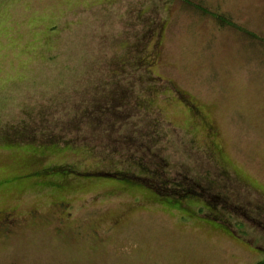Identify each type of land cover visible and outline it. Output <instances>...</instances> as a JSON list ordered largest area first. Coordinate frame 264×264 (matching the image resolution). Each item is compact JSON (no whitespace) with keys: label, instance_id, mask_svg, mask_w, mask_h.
Listing matches in <instances>:
<instances>
[{"label":"rangeland","instance_id":"rangeland-1","mask_svg":"<svg viewBox=\"0 0 264 264\" xmlns=\"http://www.w3.org/2000/svg\"><path fill=\"white\" fill-rule=\"evenodd\" d=\"M261 260L264 0H0V264Z\"/></svg>","mask_w":264,"mask_h":264},{"label":"trees","instance_id":"trees-1","mask_svg":"<svg viewBox=\"0 0 264 264\" xmlns=\"http://www.w3.org/2000/svg\"><path fill=\"white\" fill-rule=\"evenodd\" d=\"M203 13H207V11H204L203 10ZM217 20L221 23V24H223V25H229L230 27H232V28H236V29H238L240 32H243V30L241 29V28H238L234 23H232L231 21H229V20H227V19H224V18H221V17H217ZM141 64V66H142V63H140ZM145 66V65H144ZM153 88V87H152ZM151 88V89H152ZM151 89H148L147 87L145 88V91H144V93H145V95L147 96V93H149L150 92V90ZM142 97V96H141ZM144 99V98H143ZM136 104H138V103H136ZM142 171H143V169H142ZM145 171V170H144ZM146 174L148 173V172H145ZM145 173L144 174H142L143 175V177L147 180V181H151V182H153V184H152V186H153V188L156 190L155 191V193H156V195L159 197V198H161L162 199V197L163 198H172L173 200H178V205H181V204H179V202H182V201H190V200H195L196 198L197 199H201V195H199V194H196V193H194L193 191H191L190 189H188V190H186L185 191V188H184V186L183 185H181V184H179V183H176L177 181H175V182H170V181H167V183L165 182L164 184L163 183H161L162 181H161V179H159V178H161V177H158V178H156V177H153V175H150V173H148L147 174V176H145ZM107 175L106 176H108V177H115V176H118V175H120L121 176V174H112V173H110V174H108V173H106ZM123 174V173H122ZM102 176V175H101ZM126 176H128V174L126 175ZM143 177H141V178H143ZM156 178V179H155ZM158 179L160 180V181H158ZM156 181L157 182H159L160 184H155L156 183ZM151 184H150V186H151ZM155 184V185H154ZM193 192V193H192ZM208 208H210L211 210H212V207H208ZM216 218V217H215ZM257 264H264V260H261L260 262H258Z\"/></svg>","mask_w":264,"mask_h":264}]
</instances>
